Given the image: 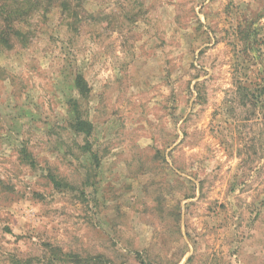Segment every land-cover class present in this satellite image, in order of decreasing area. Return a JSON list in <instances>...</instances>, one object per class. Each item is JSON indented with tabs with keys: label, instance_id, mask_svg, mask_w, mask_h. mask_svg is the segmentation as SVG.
I'll return each instance as SVG.
<instances>
[{
	"label": "rangeland",
	"instance_id": "rangeland-1",
	"mask_svg": "<svg viewBox=\"0 0 264 264\" xmlns=\"http://www.w3.org/2000/svg\"><path fill=\"white\" fill-rule=\"evenodd\" d=\"M31 25L0 54V264H264V0H71Z\"/></svg>",
	"mask_w": 264,
	"mask_h": 264
},
{
	"label": "trees",
	"instance_id": "trees-1",
	"mask_svg": "<svg viewBox=\"0 0 264 264\" xmlns=\"http://www.w3.org/2000/svg\"><path fill=\"white\" fill-rule=\"evenodd\" d=\"M54 8H59L70 16L71 0H0V54L9 52L16 47L29 45L32 20L39 15L41 18H46L47 14ZM69 26H72V23ZM73 83L79 97L88 96L89 88L81 75H76ZM237 98L240 103L246 106L248 103L254 102L255 96L245 90V93L239 92ZM69 106L73 111V119L69 122L70 128L76 134L82 133L88 136L92 127L89 122L82 118L78 101L74 99L69 103ZM21 154L26 156L25 160L29 158L25 149L21 151ZM91 156L95 159V155ZM51 182L55 189L63 188L61 181L53 177Z\"/></svg>",
	"mask_w": 264,
	"mask_h": 264
}]
</instances>
